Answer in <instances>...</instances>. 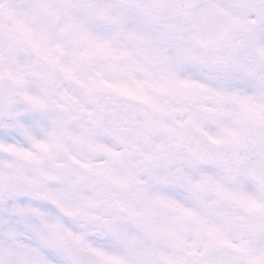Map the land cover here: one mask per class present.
<instances>
[{
	"label": "snow or ice",
	"instance_id": "6c2138e0",
	"mask_svg": "<svg viewBox=\"0 0 264 264\" xmlns=\"http://www.w3.org/2000/svg\"><path fill=\"white\" fill-rule=\"evenodd\" d=\"M19 7L0 264H264V0Z\"/></svg>",
	"mask_w": 264,
	"mask_h": 264
},
{
	"label": "bare ground",
	"instance_id": "6f19581e",
	"mask_svg": "<svg viewBox=\"0 0 264 264\" xmlns=\"http://www.w3.org/2000/svg\"><path fill=\"white\" fill-rule=\"evenodd\" d=\"M22 2L23 0H3L4 7L0 9V14L7 23L22 14L19 7Z\"/></svg>",
	"mask_w": 264,
	"mask_h": 264
},
{
	"label": "rangeland",
	"instance_id": "374dc122",
	"mask_svg": "<svg viewBox=\"0 0 264 264\" xmlns=\"http://www.w3.org/2000/svg\"><path fill=\"white\" fill-rule=\"evenodd\" d=\"M0 23H7L5 19H3V16L0 14Z\"/></svg>",
	"mask_w": 264,
	"mask_h": 264
}]
</instances>
